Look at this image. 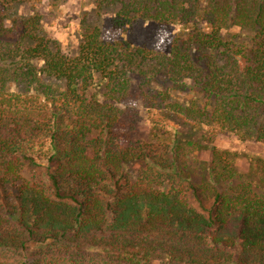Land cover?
<instances>
[{"label":"trees","instance_id":"1","mask_svg":"<svg viewBox=\"0 0 264 264\" xmlns=\"http://www.w3.org/2000/svg\"><path fill=\"white\" fill-rule=\"evenodd\" d=\"M33 1L0 0V264H264V193L225 184V166L194 175L176 129L131 140L139 116L124 106L191 110L193 128L264 146V0H93L110 24L88 28L77 55L38 15L9 17ZM140 22L179 32L135 47L122 36ZM231 28L253 33L248 48Z\"/></svg>","mask_w":264,"mask_h":264},{"label":"rangeland","instance_id":"2","mask_svg":"<svg viewBox=\"0 0 264 264\" xmlns=\"http://www.w3.org/2000/svg\"><path fill=\"white\" fill-rule=\"evenodd\" d=\"M111 14L112 11H98L93 0H34L29 4L13 6L9 10L10 18L38 15L41 18L42 35L66 48L72 55L78 54L85 31L88 28L107 27ZM178 32V29L169 30L150 22H140L122 38L135 47L160 49L171 44ZM223 35L236 45L246 48L252 43L253 33L247 29L231 28L225 30ZM48 82L54 83L50 80ZM186 93L182 94V98H185ZM89 95L103 96L104 90L96 84L89 91ZM178 100L183 101L180 98ZM124 106L134 110L139 116L135 130L130 136L131 140L150 141L154 135L155 123H160L168 132L173 133L176 129L178 133H174L172 137L175 136L185 146L194 175L199 169L207 172L210 167H216V164L218 171L225 166L235 171L233 178L225 184L238 185L249 182L256 192L264 193V146L261 143L243 140L233 133L220 132L216 127L197 128L200 124L196 123L197 126L193 128L191 110H187L188 116H173L164 115L160 107L149 110L140 100ZM143 167L144 164L137 162L129 166L127 174L131 181H136ZM42 174L44 173L25 170L23 178L41 182ZM12 185V181L7 183L8 191ZM32 249H35L34 246ZM153 262L165 264L166 257L155 253Z\"/></svg>","mask_w":264,"mask_h":264}]
</instances>
